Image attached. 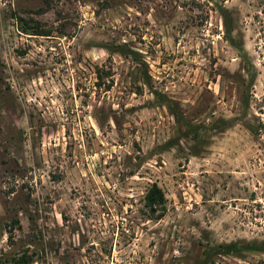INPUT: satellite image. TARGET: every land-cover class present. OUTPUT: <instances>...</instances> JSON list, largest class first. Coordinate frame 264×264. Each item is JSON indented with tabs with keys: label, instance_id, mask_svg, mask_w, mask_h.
<instances>
[{
	"label": "rangeland",
	"instance_id": "1",
	"mask_svg": "<svg viewBox=\"0 0 264 264\" xmlns=\"http://www.w3.org/2000/svg\"><path fill=\"white\" fill-rule=\"evenodd\" d=\"M0 264H264V0H0Z\"/></svg>",
	"mask_w": 264,
	"mask_h": 264
},
{
	"label": "trees",
	"instance_id": "2",
	"mask_svg": "<svg viewBox=\"0 0 264 264\" xmlns=\"http://www.w3.org/2000/svg\"><path fill=\"white\" fill-rule=\"evenodd\" d=\"M222 12V16L224 14V10L221 9ZM224 17V16H223ZM226 25V22H225ZM155 203L157 204H164V197L161 194V192L159 190H157V188H154L152 192H150V195L148 197V206L151 208Z\"/></svg>",
	"mask_w": 264,
	"mask_h": 264
}]
</instances>
